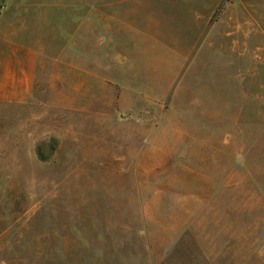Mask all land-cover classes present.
<instances>
[{
	"label": "rangeland",
	"instance_id": "374dc122",
	"mask_svg": "<svg viewBox=\"0 0 264 264\" xmlns=\"http://www.w3.org/2000/svg\"><path fill=\"white\" fill-rule=\"evenodd\" d=\"M36 53L0 102V264H264V0H0ZM114 90L72 109L58 65Z\"/></svg>",
	"mask_w": 264,
	"mask_h": 264
},
{
	"label": "crops",
	"instance_id": "0c3cea01",
	"mask_svg": "<svg viewBox=\"0 0 264 264\" xmlns=\"http://www.w3.org/2000/svg\"><path fill=\"white\" fill-rule=\"evenodd\" d=\"M0 9V18H1ZM36 70V53L26 45L0 36V102L20 104L31 98V84ZM58 74L67 90V104L72 109L98 112L114 90L99 75L70 65H58Z\"/></svg>",
	"mask_w": 264,
	"mask_h": 264
}]
</instances>
